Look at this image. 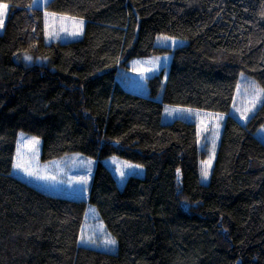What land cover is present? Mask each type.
Masks as SVG:
<instances>
[{"label":"trees","instance_id":"obj_1","mask_svg":"<svg viewBox=\"0 0 264 264\" xmlns=\"http://www.w3.org/2000/svg\"><path fill=\"white\" fill-rule=\"evenodd\" d=\"M0 0V264H264V102L231 116L244 74L264 89V0ZM83 19L82 38L46 44L44 12ZM167 36L187 41L156 46ZM171 54L148 96L118 82L137 58ZM167 106L226 115L210 183L209 146L193 123L163 124ZM40 159L97 161L88 202L59 197L13 174L18 135ZM139 165L123 189L103 163ZM118 242L79 245L87 205Z\"/></svg>","mask_w":264,"mask_h":264},{"label":"rangeland","instance_id":"obj_2","mask_svg":"<svg viewBox=\"0 0 264 264\" xmlns=\"http://www.w3.org/2000/svg\"><path fill=\"white\" fill-rule=\"evenodd\" d=\"M49 1L36 0L35 3L33 1V7L44 9ZM8 15V5L6 9L0 8V34ZM84 25L83 19L45 11V42L49 45L53 42L63 43L79 40L78 35L81 37ZM155 44L160 48L174 50L186 46L187 41L160 36L156 39ZM170 62L171 54L133 59L128 64V70L119 71L118 82L130 92L147 97V80L158 75L163 69L168 71ZM257 89L261 88L251 78L244 74L240 75L238 92L231 109V116L245 121L255 114L264 102V93L257 97ZM225 118L226 115L223 114L190 108L167 106L164 109L163 124H171L178 120L193 123L198 128L200 147L209 146V156L200 164V182L203 185L210 183ZM256 137L264 143V125L256 131ZM40 147L41 141L38 138L20 133L14 158L13 174L52 195L83 199L88 202L97 161L79 153H70L52 161L43 162L40 159ZM103 163L113 173L120 189H123L129 177L142 178L145 175L141 166L115 157L105 159ZM16 165H20V167L17 168ZM205 169L208 172L206 179L203 177ZM121 173L124 175L122 176ZM81 181H86V183ZM108 238L116 241L95 207L88 204L80 232L79 245L98 251L115 253L118 242L116 241L115 246H108L105 244Z\"/></svg>","mask_w":264,"mask_h":264},{"label":"snow or ice","instance_id":"obj_3","mask_svg":"<svg viewBox=\"0 0 264 264\" xmlns=\"http://www.w3.org/2000/svg\"><path fill=\"white\" fill-rule=\"evenodd\" d=\"M35 2H36V0H34V3H35ZM0 8H4V9H6V8H7V5H6V4H5V5H0ZM82 23H83V22L81 21V24H82ZM164 39H167V38H164ZM261 93H264V89H257V97H259V95H260ZM36 142L38 143V141H36ZM16 167L19 168L20 165H16ZM28 174L31 175V173H28ZM121 175L123 176L124 174L121 173ZM207 176H208V172H207V170L205 169V170L203 171V177L206 179ZM81 182H82V183H86V181H81ZM105 244L108 245V246H115L116 241H115L114 239L108 238V239L105 241Z\"/></svg>","mask_w":264,"mask_h":264},{"label":"crops","instance_id":"obj_4","mask_svg":"<svg viewBox=\"0 0 264 264\" xmlns=\"http://www.w3.org/2000/svg\"><path fill=\"white\" fill-rule=\"evenodd\" d=\"M44 17H45V12H44ZM86 23V22H85ZM85 26V25H84ZM84 29V28H83ZM82 35H83V31H82ZM82 35H81V37H80V35H78L79 36V39H81L82 38ZM74 40H76V39H74ZM71 41H73V40H71ZM240 124L241 125H244L245 124V121H241L240 120Z\"/></svg>","mask_w":264,"mask_h":264}]
</instances>
